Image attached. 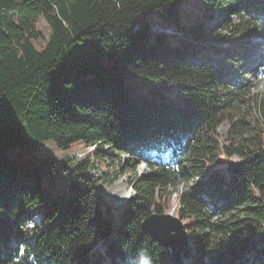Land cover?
<instances>
[{
  "label": "trees",
  "instance_id": "obj_1",
  "mask_svg": "<svg viewBox=\"0 0 264 264\" xmlns=\"http://www.w3.org/2000/svg\"><path fill=\"white\" fill-rule=\"evenodd\" d=\"M257 37L264 0H0V264H264V117L241 114L262 100L223 77ZM114 149L148 168L103 207L89 170ZM172 192L189 241L164 246L141 223Z\"/></svg>",
  "mask_w": 264,
  "mask_h": 264
},
{
  "label": "rangeland",
  "instance_id": "obj_2",
  "mask_svg": "<svg viewBox=\"0 0 264 264\" xmlns=\"http://www.w3.org/2000/svg\"><path fill=\"white\" fill-rule=\"evenodd\" d=\"M231 18L235 20L238 19L236 15L231 16ZM40 25L46 33L49 32V25L45 18H41ZM155 25L156 28L161 27L159 20L158 22H156ZM257 40L258 41H256L255 43V48H253L251 51V59L247 60L246 64L244 60L238 58L234 60L232 62V74L226 75L225 77L230 80H234V78L237 77V79L240 82H244L245 88L247 87L248 89L249 86V91L252 93V95L256 94V96L258 97V101L262 100L261 110L257 108L256 110H253V113L250 114V112L248 111L250 109L247 106L248 108L241 111V114L244 115L246 119L254 123L257 122L256 119L258 115L264 117V41L261 42L259 38ZM259 57L261 60H258ZM250 104H252L253 106H258L253 103ZM245 114H247L248 117ZM231 124H232L231 121L225 120L219 126V137L224 143L229 142L228 131L231 127ZM251 125L253 126L254 124ZM40 148H45L48 150L50 149L49 152L53 153L54 155L58 157L62 156L64 157V160L70 158L73 161H76L78 158H82L83 156L91 154L93 150L92 146L84 145V144H78L66 152L58 150L51 143L43 144L40 146ZM104 149L106 150L107 147L105 146ZM119 155H121L120 156V159H122L121 161L119 160L118 157ZM92 157L94 156L91 155V158ZM127 157H128L127 153H121L117 149L109 150L107 156L99 157L98 160L95 162L94 166L89 170V172H91L92 174H97L98 176H101L100 181L98 183V192L100 193L99 197L103 207H104V199L115 206H120L121 203L122 204L125 203L127 198H129V196L133 192V189L130 184V180H132L136 172L141 173L142 171L148 168V165H146V163L141 162L138 163L137 166H129L131 167L132 170L124 172L126 166L128 167V165L125 162V160H127ZM222 160L225 161V164L221 165V167H225V172H228L226 170V166L228 165L229 162L241 161L240 157L235 154H233L232 156H227L224 154L222 155ZM181 187H183L182 184L179 185V188ZM167 204H168L167 206L168 209L165 212L171 213V215L173 214L174 216L178 215L177 209L179 207V204L176 198V192L171 193L170 200ZM42 218L43 217L39 213L33 214L32 216H28L27 225L30 228H33L42 222ZM15 244L17 243L13 241L12 245L14 246ZM97 248L101 249L102 245H98ZM239 248L240 247L237 248L238 253H241L242 251ZM257 256L254 257L250 256L247 259L246 264H260L259 258ZM262 257L264 258V255Z\"/></svg>",
  "mask_w": 264,
  "mask_h": 264
},
{
  "label": "water",
  "instance_id": "obj_3",
  "mask_svg": "<svg viewBox=\"0 0 264 264\" xmlns=\"http://www.w3.org/2000/svg\"><path fill=\"white\" fill-rule=\"evenodd\" d=\"M241 161L229 162L226 170L237 173ZM141 227L164 246H179L188 242L189 233L183 219L171 213L154 212L142 220Z\"/></svg>",
  "mask_w": 264,
  "mask_h": 264
}]
</instances>
